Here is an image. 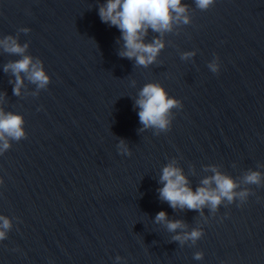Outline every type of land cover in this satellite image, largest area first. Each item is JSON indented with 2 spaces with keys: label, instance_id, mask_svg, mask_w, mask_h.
<instances>
[{
  "label": "water",
  "instance_id": "obj_1",
  "mask_svg": "<svg viewBox=\"0 0 264 264\" xmlns=\"http://www.w3.org/2000/svg\"><path fill=\"white\" fill-rule=\"evenodd\" d=\"M105 2L0 0V39L27 43L51 78L38 90L25 76L13 95L4 65L20 57L0 47V104L24 116L27 134L0 155V214L12 221L0 264H264V185L242 181L249 169L264 174V0H214L207 10L182 0L190 23L162 37L147 67L119 55L120 30L99 16ZM158 35L149 29L144 42ZM148 82L183 104L159 134L140 130L135 100ZM173 161L193 190L216 165L250 195L215 214L173 209L158 191ZM161 210L202 237L172 240L155 222Z\"/></svg>",
  "mask_w": 264,
  "mask_h": 264
},
{
  "label": "clouds",
  "instance_id": "obj_2",
  "mask_svg": "<svg viewBox=\"0 0 264 264\" xmlns=\"http://www.w3.org/2000/svg\"><path fill=\"white\" fill-rule=\"evenodd\" d=\"M213 4L214 0H195V5L200 10H207ZM99 16L102 22L116 26L120 30L123 46L119 55L135 59L136 65L143 67L155 62L156 57L165 47L162 37L166 33H171L174 27L187 25L191 21L189 5L182 0H106L99 8ZM149 29L159 35L146 43L144 38L148 35ZM20 31L28 33L30 29L22 28ZM0 47L5 52L20 57L4 65V71H11L15 77L13 95H21L25 76L30 83L36 85L38 90L48 86L51 78L43 61L26 54L27 43L21 44L17 37L6 35L0 39ZM194 54L192 51L184 52L181 58L188 59ZM208 68L213 73L219 72L218 56H214L208 63ZM135 106L139 108V120L143 125L140 130L153 128L156 134H159L170 129L173 120L172 109H180L183 104L176 97L170 96L160 83L148 82L140 90ZM24 123V116L21 113L6 111L0 104V155L11 147L12 141L26 137ZM118 148L122 154L131 155L125 141L121 140ZM206 170H210L212 175L202 178L193 190L188 177L180 167L176 166L175 161L167 164L160 175V182L163 184L158 189L160 199L166 201L173 209L196 210L201 214L206 207L215 214L225 201L227 204H232L239 200L243 204L247 200L250 195L249 190L244 188L237 191L240 182L231 175L220 171L216 165H208ZM242 181L245 185H264V174L259 170L249 169L244 173ZM0 221H2L0 240H3L12 228V221L3 214H0ZM155 222L164 224L169 232L176 233L172 240L178 241L181 245L189 241L195 244L204 233V229L199 227L186 231V223L180 219L169 220L165 210L156 214ZM203 255L202 251H197L194 253V259L200 260ZM116 260L119 261L120 257L117 256Z\"/></svg>",
  "mask_w": 264,
  "mask_h": 264
}]
</instances>
